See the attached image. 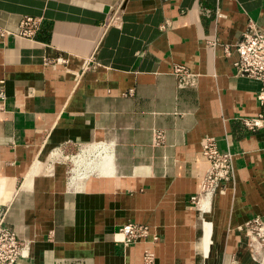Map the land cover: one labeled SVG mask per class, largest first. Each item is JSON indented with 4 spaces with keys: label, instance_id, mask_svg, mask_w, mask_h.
Returning <instances> with one entry per match:
<instances>
[{
    "label": "crops",
    "instance_id": "1",
    "mask_svg": "<svg viewBox=\"0 0 264 264\" xmlns=\"http://www.w3.org/2000/svg\"><path fill=\"white\" fill-rule=\"evenodd\" d=\"M41 17L34 39L0 36V204L25 245L17 264H264L243 230L264 217L258 81L240 76L237 44L264 31V0H0V26ZM177 65L197 75L179 88ZM163 141L155 142V133ZM215 138L233 178L199 209ZM106 157L69 180L51 153ZM104 155V156H105ZM157 237L128 247L120 228Z\"/></svg>",
    "mask_w": 264,
    "mask_h": 264
},
{
    "label": "built area",
    "instance_id": "2",
    "mask_svg": "<svg viewBox=\"0 0 264 264\" xmlns=\"http://www.w3.org/2000/svg\"><path fill=\"white\" fill-rule=\"evenodd\" d=\"M43 20L41 17H24L17 32L0 26V36L6 38L13 35L32 40L40 30ZM237 53L238 60L235 67L238 75L254 79L261 85L258 95L261 111L257 117L245 120L244 124L250 131L264 130V31L250 23L237 44ZM174 76L181 89L197 84V75L182 65L175 66ZM5 98L6 94L0 91V99ZM163 138L162 133H155L154 140L157 144L161 143ZM105 154L106 147L102 144H96L90 153L79 150L75 154L67 153V148L61 146L51 153L50 163H69L71 167L68 177L73 183L77 179L86 177L89 167L105 158L107 155ZM202 154L208 167L201 183L200 193L192 198V202L199 209L205 208L206 211H211L214 199L218 195L225 194L227 184L233 178V155L221 152L216 139L212 137L204 141ZM7 212V206L0 204V264H17L24 257L25 245L20 241L17 233L7 227ZM243 230L249 239L251 250L255 253L264 252V217L257 216L247 221ZM119 231L123 235L124 247L151 238L157 239L151 235L149 227L144 225L131 223L121 227ZM154 262V253L146 251L144 264H154Z\"/></svg>",
    "mask_w": 264,
    "mask_h": 264
}]
</instances>
